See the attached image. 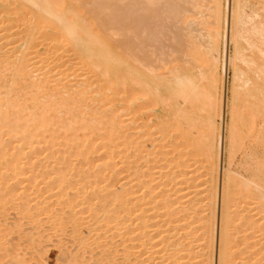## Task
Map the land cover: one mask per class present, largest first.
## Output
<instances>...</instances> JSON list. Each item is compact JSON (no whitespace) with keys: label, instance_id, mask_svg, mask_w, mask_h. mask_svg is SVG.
<instances>
[{"label":"bare ground","instance_id":"1","mask_svg":"<svg viewBox=\"0 0 264 264\" xmlns=\"http://www.w3.org/2000/svg\"><path fill=\"white\" fill-rule=\"evenodd\" d=\"M233 2L0 0V210L15 198L18 213L39 220L31 212L37 203L12 185L40 163L52 175L42 180L51 199L45 219L96 240L110 261L112 251H122L120 264H264V88L249 86L239 70L264 59V0ZM227 60L223 148L225 124L218 122L226 103L221 118L218 103ZM238 89L262 97L245 104ZM167 101L165 116L153 122L149 107ZM157 124L163 136L152 138ZM251 130L252 172L241 180L231 164ZM61 147L72 158L56 166L31 156ZM99 149L96 170L77 169L79 157ZM65 208L68 218H58ZM6 226L20 227L0 221V260L24 264L16 246L4 247ZM39 228L22 243H39ZM109 230L117 234L106 236Z\"/></svg>","mask_w":264,"mask_h":264},{"label":"rangeland","instance_id":"2","mask_svg":"<svg viewBox=\"0 0 264 264\" xmlns=\"http://www.w3.org/2000/svg\"><path fill=\"white\" fill-rule=\"evenodd\" d=\"M230 4H231V8H232L233 7L232 4H234L233 0H230ZM228 27H230L229 30L231 31V29H232L231 20H230V24H229ZM230 31H228V34H229L228 38L230 37ZM169 35H171V33H167V35H166L167 37H164V38H167L168 42L170 41V44H171V40L169 39L170 38ZM167 39H166V41H167ZM229 40H230V38H229ZM164 41H165V39H163V47H164L163 50L168 52V50L170 49V48H168L169 44L164 42ZM164 43L168 44V45L164 46ZM231 47H232V44H231V41H230V42H228L227 59L229 58V56H230V54L232 52L231 51L232 50ZM165 48H167V49L165 50ZM247 50H248V52H247ZM247 50L245 51V52H247L246 54L244 52L245 55L248 54L246 57H248L250 55V53H249L250 49H247ZM168 54H169V52H168ZM260 59H263V58H255L254 64L247 65L249 70L247 69L246 65H244L243 63H241L243 65L239 64V67L241 66V68H239L240 71L242 70V68L245 69L243 71V73H242V77H243V75L246 76L244 78L249 81L248 85L249 86L256 85V87L259 88V89H261L262 87L264 88V80H263L264 79V73L260 71V69L261 70L264 69V61H263L264 59L263 60H260ZM259 61H261V62H259ZM262 61H263V63H262ZM226 64H227L226 65L227 89H226V93H225L226 97L224 96L223 93H221V96H220L221 100H219V101H222V102L218 103L220 105V107H221L219 109L220 118H221V113H222V107H223L224 103H226L225 104L226 106L224 107L225 109H224L223 122L221 121V119H219V122H218L220 128L222 127V125L225 124L223 148H225L226 141H227V137H225L227 135V134H225L226 133V126H227L226 123H228L227 121H229V119H228L229 118V114H228V111H227L228 110L227 106H228L229 98H230V95H231L230 94V87H231L230 86L231 85L230 82L232 81V79H231V77H232V68H230L231 66H230L228 60H227ZM260 64H261V67H259ZM252 67H254V68H252ZM256 69H258V70H256ZM259 72L262 73V74H260ZM248 73H249V75H248ZM255 73H256V75L258 77H259V74H260V77L258 79H257V76L255 75ZM220 74H221V76L223 75V72H222L221 69H220ZM261 76H263V77H261ZM222 79H223V76H222ZM203 80L205 82L203 81L200 84L201 88L204 87L205 84H206V80L205 79H203ZM252 82H254V83H252ZM238 83H239V85L242 86V84H241L242 81L238 82ZM240 88H242V87H240ZM239 89H238V92L240 93ZM241 92L243 94L240 93L241 94L240 97L241 98L243 96L245 97V98H243L245 104L249 103L254 98L255 99H260L262 97V95H259V93L262 94L260 91H257L256 95H254V96H251L249 94L246 95L245 92H243V89H241ZM241 98H240V102H241ZM164 99H166V97H164ZM244 102L240 103L241 105L243 104V106H242L243 108H244ZM195 104L196 103L191 102L192 107H194L193 109L196 112H199L200 110H197V108H196V106H198V104L196 106H195ZM165 105H167V106H165ZM168 108H169L168 107V101H167V103H163V104L157 103L156 106L153 105L152 107H149V112L148 113H150L151 119H153V122H156L158 120L157 117L162 118V116H165L164 114L166 113V110ZM163 118H165V117H163ZM179 120H181V122H183L182 124H183V127L185 128L186 127V125L184 123L185 122V118L183 116H181V117H179ZM157 126H158V124L152 126L151 129H149V132H151V137L152 138H157L159 136L161 137V135H162V134H160L157 131ZM252 132H253V130L249 131V135L247 137H245L242 140V142H240L238 144V147L234 151V159H233V162L231 164V169H232L233 174L237 178H239L241 180H246V179L248 180L250 178L251 172H252L251 171V167H252L251 157L246 154V153L251 151V147H252ZM165 141H167V139H164V141H162V142L165 143ZM69 150L70 149H66V148H63V147H61V148H50V149L49 148H47V149L43 148L41 150H37L36 151L37 154H31V156H33V155L36 156L37 155L38 157H42V158L44 156H46L45 158L51 163V165H55L56 161L61 160V158L62 159L66 158V157L70 158V159L72 158V157L68 156ZM25 151H27V150H25ZM103 151H104L103 149H99L93 155L92 154L91 155H87L85 160H83L81 157H79V161L80 162L82 161V163L81 164L79 163L80 165H78L77 169H80L81 171H84V170L85 171L86 170L94 171V170H96V166H97L96 164H98V165L100 164L101 157L103 156ZM153 156H155V155L153 154L151 157H153ZM224 157H226L225 153H223V166H226L225 165L226 163L224 162L225 161ZM182 160L185 161V158L182 157ZM74 161H76V160L74 159ZM39 164L35 167L34 170H33V168H31V169H29L27 171V173H25L27 175V178H22L21 182H18V183L14 182V185H12V187H14L15 190H17V193L22 191V193L28 194L27 199L30 201L29 205H31V204L35 205L37 203L36 205H38V207L35 208V206L34 207L31 206V208H32L31 212L35 213L37 211L38 213H40L39 220L36 221V222H34V221L30 222L31 219H29L28 216H26L23 213H18L16 211V207L15 206H16V204H18L19 200L18 199L16 200L15 198L10 200L7 204H5L3 206V209L0 210V221L4 222V225L6 223H8V224L10 223V224H13V225L16 223L20 227L18 228V230H19L18 231L17 229H13V228H15L13 226H11L12 230H8V227L6 226L7 234L2 238L3 239L2 240L3 244L5 243L4 247L11 248L12 246H16V248L19 249V251L18 250L16 251L17 253L18 252H22V254L24 253L23 255L21 253H19V257H18V259L25 260L24 264H99V263L100 264H109V262L112 261L113 256H116V258L114 257V259H113L114 261H112L113 263L111 262V264H118V263L120 264L121 261H122V257H123V255H122L123 252L122 251H119L118 253H116V252L114 253V251H112V258L109 257L111 259V261H110L107 258V255L109 253L108 254L106 252L103 253L102 250L101 251L98 250L99 248L97 247V244H96L97 241L96 240L93 241V242L88 241L84 237L85 235H84V233L82 231H81L80 234H78V235L75 234L74 235V233H72L70 228L67 227V225L64 222H62V220L55 219L53 221H49V219H47V218L45 219V217H44L45 215L43 214V209L45 208L46 205L51 203V199L48 197V196H50V194L47 192V188L45 187L46 185H45V183L42 180H44V178L51 177L52 175H51L50 171H47V170L44 171V169L41 166V164L40 165ZM79 173H82V172H79ZM218 182L220 183L219 177H218ZM63 193H64V195H63V199H64L65 195L67 193H69V189L64 190ZM53 207L55 208L54 209L55 211H56V208H59L58 205L57 206L55 205ZM66 209L67 208H65L64 210H61L60 212L57 210L59 213H61V214H59L58 218L60 216H63V215L68 218V213H67L68 209L67 210ZM65 210H66V212H65ZM62 212H63V214H62ZM43 217H44V219H43ZM34 226L35 227L39 226L40 227L39 230L41 231V233L43 235V236H41L39 238V243H36V244L33 243L32 244L29 241H27V242L24 241L25 243L24 242L22 243L23 239L20 238V237L24 236V238H25L28 235H29V237L34 236L33 235L34 232H35ZM216 226H218V225L216 224ZM14 230H15V232H14ZM11 231L14 232V233H12ZM113 232L115 233L114 230L113 231L109 230L108 234H105V235L106 236L107 235L111 236L113 234V236H115L117 233H115V235H114ZM31 233H32V236H31ZM105 235H103V238H101V240L103 239V241H104V239H105L104 236ZM29 237L27 238L28 240H29ZM112 237H111V239H113L112 241H113L114 245L113 244H111V245L116 246L115 248L117 249V247L119 245L118 242H117V244L115 242L117 239H115L116 237H113V238ZM119 237L120 236H117V238H118L117 241H119V239H120ZM93 238H94V236H93ZM18 239H20L21 242H19L20 240H18ZM16 240H18V241H16ZM24 240H26V239H24ZM107 240L108 239H106L105 241H107ZM108 241H110V238H109ZM28 242H29V245H27ZM120 242H121V240H120ZM16 244H19V246L16 245ZM121 245H120L121 248L120 247H118V248L122 249ZM20 246H21V248H20ZM0 248H1L0 249V255H2L4 253V251H5V249H2V247H0ZM23 248L25 249V251L23 250ZM115 248L113 247L114 250H116ZM20 249H21V251H20ZM97 252L98 253L100 252V253L98 254ZM89 255L92 256V259H91V257H89ZM96 255L98 256V258L96 257ZM121 255H122V257H121ZM88 257L90 259H88ZM4 258L0 260V264H10L11 261H12L11 264H13L14 260L13 259L11 260L10 257H8V255L5 256ZM66 258H71V259L73 258V260L66 261L67 260ZM106 258H107V260H106ZM101 259H102V261H101L102 263L100 262ZM119 259H120V262H119ZM2 260H4V261H2ZM93 260H94V263H93ZM117 260H118V262H117ZM106 262H108V263H106Z\"/></svg>","mask_w":264,"mask_h":264}]
</instances>
